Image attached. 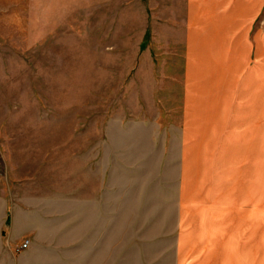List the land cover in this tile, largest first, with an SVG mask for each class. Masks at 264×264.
<instances>
[{
  "label": "rangeland",
  "instance_id": "obj_1",
  "mask_svg": "<svg viewBox=\"0 0 264 264\" xmlns=\"http://www.w3.org/2000/svg\"><path fill=\"white\" fill-rule=\"evenodd\" d=\"M216 4L0 0V264H238L264 243V78L241 99L264 8Z\"/></svg>",
  "mask_w": 264,
  "mask_h": 264
},
{
  "label": "crops",
  "instance_id": "obj_2",
  "mask_svg": "<svg viewBox=\"0 0 264 264\" xmlns=\"http://www.w3.org/2000/svg\"><path fill=\"white\" fill-rule=\"evenodd\" d=\"M207 1L220 2V4L213 5L214 7L216 6L230 7L233 5V3L238 2V0H207ZM242 2L246 4L248 8L250 9L252 8V9L259 10V9L264 8V0H242ZM259 41H264V32H263L261 39H259ZM261 49L264 52L263 46L261 47ZM248 55L249 54H247L245 58L246 66H244V69H242L241 71L242 88L244 91V94H243L244 97H241V99H243V102H242L243 106L246 108V110L249 111L250 109L254 107L257 101V98L260 95V92H259L260 87L258 84L264 78V76L260 71L261 63L259 61H256V63H253L251 65L247 63L249 59ZM85 205L86 204H84V202L82 201L81 212L85 210ZM87 205H89V201H87ZM92 209L94 210V202L92 204ZM82 216H83L82 219H84V213H82ZM85 227H86L85 224L84 226L82 225V229L84 228L83 229L84 234H83L82 241H81L82 244L84 241H86L85 240L86 239ZM93 227H94V222L92 223L91 228L88 227V231L89 229L90 231H93ZM255 245L256 246H251V247L248 246L246 250L242 253L240 258L236 257L235 259L236 262H238V264H264V243L255 244Z\"/></svg>",
  "mask_w": 264,
  "mask_h": 264
},
{
  "label": "built area",
  "instance_id": "obj_3",
  "mask_svg": "<svg viewBox=\"0 0 264 264\" xmlns=\"http://www.w3.org/2000/svg\"><path fill=\"white\" fill-rule=\"evenodd\" d=\"M25 246V242H23L21 245H20V247H24Z\"/></svg>",
  "mask_w": 264,
  "mask_h": 264
}]
</instances>
